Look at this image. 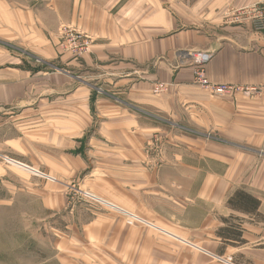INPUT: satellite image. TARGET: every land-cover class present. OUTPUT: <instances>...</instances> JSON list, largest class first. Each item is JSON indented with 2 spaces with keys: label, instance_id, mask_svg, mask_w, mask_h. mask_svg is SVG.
<instances>
[{
  "label": "crops",
  "instance_id": "1",
  "mask_svg": "<svg viewBox=\"0 0 264 264\" xmlns=\"http://www.w3.org/2000/svg\"><path fill=\"white\" fill-rule=\"evenodd\" d=\"M262 1L0 0V202L62 219L60 264L78 246L94 264H264V34L234 18ZM68 30L92 53L64 52ZM196 53L211 83L259 93L210 96Z\"/></svg>",
  "mask_w": 264,
  "mask_h": 264
},
{
  "label": "rangeland",
  "instance_id": "2",
  "mask_svg": "<svg viewBox=\"0 0 264 264\" xmlns=\"http://www.w3.org/2000/svg\"><path fill=\"white\" fill-rule=\"evenodd\" d=\"M0 195H2V187H0ZM2 204L4 205L0 207V264H60L57 259L59 251L56 244L59 238L68 235L60 231L63 229L62 219H48L46 223H51V226H47L45 230V221H40L43 218L39 216L41 211L37 202L20 200L17 205L11 207L7 201ZM25 213H30L32 216H24ZM52 227L59 232L50 230ZM102 251L107 255L111 253L105 249ZM75 253H78L75 256L79 260L78 264H94L93 260H101L95 257L93 249L87 250L78 246ZM111 254L114 255L112 258L116 260V264H130L122 262L123 256ZM103 260L98 264H111Z\"/></svg>",
  "mask_w": 264,
  "mask_h": 264
},
{
  "label": "built area",
  "instance_id": "3",
  "mask_svg": "<svg viewBox=\"0 0 264 264\" xmlns=\"http://www.w3.org/2000/svg\"><path fill=\"white\" fill-rule=\"evenodd\" d=\"M234 18L237 22L241 21L242 19L247 20L254 32L264 34V1L249 8L238 10ZM93 42V39L86 34L68 30L63 35L60 47L64 52L71 54L76 59H80L92 53ZM211 58L212 55L210 53H196L192 57L194 66V84L200 87L210 96L236 98L239 95L252 96L259 93L257 88H245L242 86L211 83L207 78L205 69L206 64L211 60ZM168 90L169 87L166 84L157 83L154 87V94L163 95L167 93ZM183 131L190 132V130H186L184 128ZM162 136L164 135L157 134L150 141L149 146L153 148V150H158L160 148L162 141L166 137ZM260 154L262 155L263 153L260 152ZM81 196L86 201H92L97 204L102 203L101 200L90 193L82 192ZM115 209L123 216L124 221L128 226H151L149 223L131 211L120 208ZM217 259H219V261L222 263L232 264L230 260H224L223 258Z\"/></svg>",
  "mask_w": 264,
  "mask_h": 264
},
{
  "label": "trees",
  "instance_id": "4",
  "mask_svg": "<svg viewBox=\"0 0 264 264\" xmlns=\"http://www.w3.org/2000/svg\"><path fill=\"white\" fill-rule=\"evenodd\" d=\"M243 192H241V191H237L236 193H235V195L229 200V204H233L234 202H235V200L236 199H238L239 197H242L243 196ZM245 195V194H244ZM257 204H259L258 202H257Z\"/></svg>",
  "mask_w": 264,
  "mask_h": 264
}]
</instances>
